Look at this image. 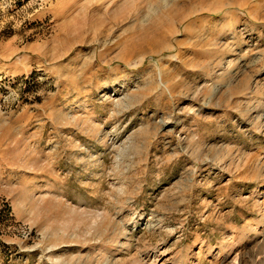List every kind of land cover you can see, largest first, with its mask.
Returning <instances> with one entry per match:
<instances>
[{
  "label": "rangeland",
  "instance_id": "obj_1",
  "mask_svg": "<svg viewBox=\"0 0 264 264\" xmlns=\"http://www.w3.org/2000/svg\"><path fill=\"white\" fill-rule=\"evenodd\" d=\"M0 264H264V0H0Z\"/></svg>",
  "mask_w": 264,
  "mask_h": 264
},
{
  "label": "bare ground",
  "instance_id": "obj_2",
  "mask_svg": "<svg viewBox=\"0 0 264 264\" xmlns=\"http://www.w3.org/2000/svg\"><path fill=\"white\" fill-rule=\"evenodd\" d=\"M184 19V18H183Z\"/></svg>",
  "mask_w": 264,
  "mask_h": 264
}]
</instances>
